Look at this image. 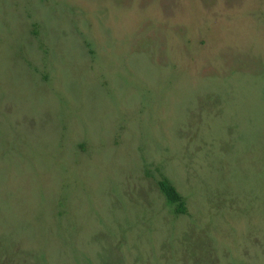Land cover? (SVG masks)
Returning <instances> with one entry per match:
<instances>
[{
    "label": "rangeland",
    "instance_id": "1",
    "mask_svg": "<svg viewBox=\"0 0 264 264\" xmlns=\"http://www.w3.org/2000/svg\"><path fill=\"white\" fill-rule=\"evenodd\" d=\"M0 264H264V0H0Z\"/></svg>",
    "mask_w": 264,
    "mask_h": 264
},
{
    "label": "trees",
    "instance_id": "2",
    "mask_svg": "<svg viewBox=\"0 0 264 264\" xmlns=\"http://www.w3.org/2000/svg\"><path fill=\"white\" fill-rule=\"evenodd\" d=\"M156 186L163 197L164 203L171 209L173 215L186 214V207L182 197L164 176L159 175L158 180H156Z\"/></svg>",
    "mask_w": 264,
    "mask_h": 264
}]
</instances>
